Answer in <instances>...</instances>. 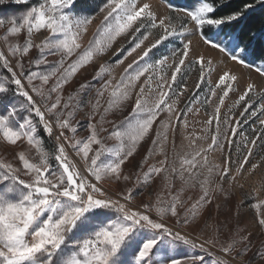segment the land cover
Here are the masks:
<instances>
[{
	"label": "snow or ice",
	"instance_id": "snow-or-ice-1",
	"mask_svg": "<svg viewBox=\"0 0 264 264\" xmlns=\"http://www.w3.org/2000/svg\"><path fill=\"white\" fill-rule=\"evenodd\" d=\"M78 3L0 15V264L264 260V239L240 226L256 190L231 203L264 165V154L252 163L264 153V55L250 58L255 44L264 52V31L233 27L264 0ZM201 47L259 82L242 85ZM250 206L264 235V199Z\"/></svg>",
	"mask_w": 264,
	"mask_h": 264
},
{
	"label": "rangeland",
	"instance_id": "rangeland-1",
	"mask_svg": "<svg viewBox=\"0 0 264 264\" xmlns=\"http://www.w3.org/2000/svg\"><path fill=\"white\" fill-rule=\"evenodd\" d=\"M38 0H31L30 4H21V5H15V4H11V5H7V6H3L0 7V15H20L22 14L28 7L31 6V4H35L37 3ZM83 2V0H80V3H78L77 7H80V4ZM96 5H100L103 3V0H95ZM260 10V9H259ZM96 11H98V8L96 9ZM264 11V10H263ZM102 19V14L97 15L96 16V20L93 22V25L89 28V32L87 33V35L84 37L85 42L91 37L92 35V30L95 28V25L97 23H99V20ZM7 25L5 26V28H0V35H2L4 33V31L6 30ZM43 35L45 34H41L39 36H35L34 39L39 42L40 39L43 38ZM13 40H15L16 38H11ZM19 39H23V36H21ZM193 39H195V37H193ZM125 43V39L121 38L120 40H118V42L114 45L113 49L105 56L103 57V60H108L111 56H112V52L115 51V49L117 47H119L121 44ZM201 51L204 52V54L206 56H210L213 61L215 63L220 64L221 61H223L222 64H220V67L222 70H227V69H231L232 71L238 73L239 75H241L242 80H241V84L243 85V83L247 80V77L249 75L252 76V78L254 80H256L257 82H259V78L257 76V74L255 72H249V70L243 69L242 67H240L239 65L234 64L231 60H229L227 57L222 56L221 53H219L218 51L215 50H211V49H207L204 47H201L200 49ZM36 55V51L33 50L31 53L32 57H35ZM251 59H253L252 57H250ZM56 59V57H49V60H54ZM254 60V59H253ZM102 62V61H97V64L95 66H91L86 68L85 70H83V72L77 76L76 81L73 82V85L70 86L68 89H66L65 91H69L71 89V87H73L77 82H83L84 79H90L91 75L93 74V70L94 67L98 66V64ZM130 62V61H129ZM114 63V60H113ZM119 71H121V69H116L117 74L119 73ZM235 95H233V99H235ZM130 110V109H129ZM126 114V113H125ZM239 113L237 112V115ZM203 115V114H201ZM81 115L78 114L77 119H80ZM264 118V117H261ZM109 119H113V117H109ZM190 121L193 120V117H189ZM194 127L196 128L197 131H199V125H194ZM249 127H251V125H249ZM192 131V128H189V132ZM170 143H169V149L171 148V135H170ZM107 143H112L111 141H106ZM177 150L179 151V145L181 143L180 138H177ZM186 143V142H185ZM24 148H26L27 146L24 145ZM147 145H145L143 148L140 149V155H143L145 149H146ZM15 150L13 149H9V155L8 158H11V153H13ZM3 154V153H0ZM261 154H264L261 152L260 149H257V154L252 158V163H255L258 159L259 156ZM71 155V153H70ZM140 156L138 155L136 157V159H139ZM152 161H150L151 163ZM129 166H126V170ZM248 167H251V164L248 165ZM262 183H264V165H262L260 168H258L256 170V172L253 173V175L251 177L248 178V180L245 182V187L242 190L237 191V193L235 194V196L233 197L232 200V205L233 208L235 206L236 201L243 199V197L245 195L251 194L253 189L256 190L255 193V198L254 199H249L247 201H245L244 203V207L241 210L242 211V215H241V220H240V226L242 228H246L248 231H251L253 233V242L254 244L259 243L260 240L264 239V235H262L261 233V229L259 228L257 222H256V212L254 209L251 208V204L255 202V199H264V188H262ZM147 194L142 198V199H147ZM223 218V217H221ZM233 223H235V221L233 220ZM253 264H264V260H259L256 259L255 257H253Z\"/></svg>",
	"mask_w": 264,
	"mask_h": 264
},
{
	"label": "trees",
	"instance_id": "trees-1",
	"mask_svg": "<svg viewBox=\"0 0 264 264\" xmlns=\"http://www.w3.org/2000/svg\"><path fill=\"white\" fill-rule=\"evenodd\" d=\"M241 3V0H232V7H235ZM237 32H244L245 35L248 33L249 30H253L257 33L264 31V11L257 9L255 12L248 15V17L241 21L239 24L233 26ZM226 30H231L226 29ZM254 51L253 55L251 56L254 60H259L264 52L261 51V47L259 44H255L253 46Z\"/></svg>",
	"mask_w": 264,
	"mask_h": 264
},
{
	"label": "bare ground",
	"instance_id": "bare-ground-1",
	"mask_svg": "<svg viewBox=\"0 0 264 264\" xmlns=\"http://www.w3.org/2000/svg\"><path fill=\"white\" fill-rule=\"evenodd\" d=\"M175 2L178 3V4H183V3L186 2V0H175Z\"/></svg>",
	"mask_w": 264,
	"mask_h": 264
}]
</instances>
